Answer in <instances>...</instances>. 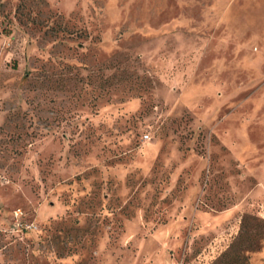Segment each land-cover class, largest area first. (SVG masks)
Here are the masks:
<instances>
[{
  "label": "rangeland",
  "instance_id": "rangeland-1",
  "mask_svg": "<svg viewBox=\"0 0 264 264\" xmlns=\"http://www.w3.org/2000/svg\"><path fill=\"white\" fill-rule=\"evenodd\" d=\"M0 264H264V0H0Z\"/></svg>",
  "mask_w": 264,
  "mask_h": 264
},
{
  "label": "built area",
  "instance_id": "built-area-1",
  "mask_svg": "<svg viewBox=\"0 0 264 264\" xmlns=\"http://www.w3.org/2000/svg\"><path fill=\"white\" fill-rule=\"evenodd\" d=\"M146 137H147V135H146Z\"/></svg>",
  "mask_w": 264,
  "mask_h": 264
}]
</instances>
